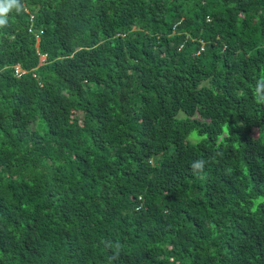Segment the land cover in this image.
<instances>
[{
	"label": "trees",
	"instance_id": "16d2710c",
	"mask_svg": "<svg viewBox=\"0 0 264 264\" xmlns=\"http://www.w3.org/2000/svg\"><path fill=\"white\" fill-rule=\"evenodd\" d=\"M19 4L0 264H264V0Z\"/></svg>",
	"mask_w": 264,
	"mask_h": 264
},
{
	"label": "clouds",
	"instance_id": "9594fccd",
	"mask_svg": "<svg viewBox=\"0 0 264 264\" xmlns=\"http://www.w3.org/2000/svg\"><path fill=\"white\" fill-rule=\"evenodd\" d=\"M21 10L19 0H0V27L8 24L7 14L12 10ZM205 161L200 160L195 162L192 167L194 169H203Z\"/></svg>",
	"mask_w": 264,
	"mask_h": 264
},
{
	"label": "built area",
	"instance_id": "2783aa9c",
	"mask_svg": "<svg viewBox=\"0 0 264 264\" xmlns=\"http://www.w3.org/2000/svg\"><path fill=\"white\" fill-rule=\"evenodd\" d=\"M15 73H16V74H17V76H18V75L22 74V73H23V71H20V70H19V68H16V69H15Z\"/></svg>",
	"mask_w": 264,
	"mask_h": 264
}]
</instances>
